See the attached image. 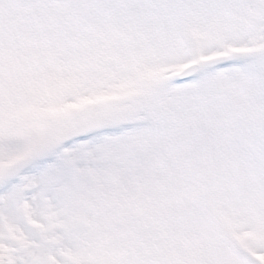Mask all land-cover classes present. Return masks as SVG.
<instances>
[{
    "label": "snow or ice",
    "instance_id": "6c2138e0",
    "mask_svg": "<svg viewBox=\"0 0 264 264\" xmlns=\"http://www.w3.org/2000/svg\"><path fill=\"white\" fill-rule=\"evenodd\" d=\"M0 264H264V0H0Z\"/></svg>",
    "mask_w": 264,
    "mask_h": 264
}]
</instances>
